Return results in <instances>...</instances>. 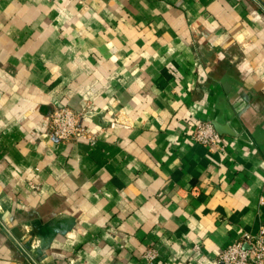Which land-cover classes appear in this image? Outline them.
Returning <instances> with one entry per match:
<instances>
[{
    "label": "crops",
    "instance_id": "1",
    "mask_svg": "<svg viewBox=\"0 0 264 264\" xmlns=\"http://www.w3.org/2000/svg\"><path fill=\"white\" fill-rule=\"evenodd\" d=\"M262 198L264 0H0V264H215Z\"/></svg>",
    "mask_w": 264,
    "mask_h": 264
},
{
    "label": "built area",
    "instance_id": "2",
    "mask_svg": "<svg viewBox=\"0 0 264 264\" xmlns=\"http://www.w3.org/2000/svg\"><path fill=\"white\" fill-rule=\"evenodd\" d=\"M92 112L82 113L69 105H56L49 117V128L57 139L74 140L93 138L96 132L84 122ZM193 138L212 148H225L222 134L209 120L198 119L192 128ZM264 202V198L261 199ZM200 249V245H195ZM160 256L156 246H149L143 252L144 259L154 263ZM215 264H264V223L259 226L256 233L245 232L240 239H236L224 247Z\"/></svg>",
    "mask_w": 264,
    "mask_h": 264
},
{
    "label": "water",
    "instance_id": "3",
    "mask_svg": "<svg viewBox=\"0 0 264 264\" xmlns=\"http://www.w3.org/2000/svg\"><path fill=\"white\" fill-rule=\"evenodd\" d=\"M235 110H236L237 112H239L240 108H239L238 106L235 105ZM214 124H216V128L220 129V125H219V123H218L217 121H214Z\"/></svg>",
    "mask_w": 264,
    "mask_h": 264
}]
</instances>
